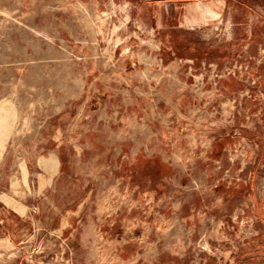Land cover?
<instances>
[{"label": "rangeland", "instance_id": "374dc122", "mask_svg": "<svg viewBox=\"0 0 264 264\" xmlns=\"http://www.w3.org/2000/svg\"><path fill=\"white\" fill-rule=\"evenodd\" d=\"M263 5L0 0V264H263Z\"/></svg>", "mask_w": 264, "mask_h": 264}, {"label": "crops", "instance_id": "0c3cea01", "mask_svg": "<svg viewBox=\"0 0 264 264\" xmlns=\"http://www.w3.org/2000/svg\"><path fill=\"white\" fill-rule=\"evenodd\" d=\"M251 208L252 207H241L240 209H238V211H241V212H250L251 211ZM234 209L235 208H232L229 211V213H231V215L233 214ZM192 211H195L197 213H200L201 212L200 209H193ZM19 213H20L19 207H11L10 203L8 202V200L6 198H4V197H1V199H0V227H3L4 228L6 223H7L6 226H9V222H11V219H12V217H11L12 214H14L13 217L17 216L22 221L28 220V218L26 217V214L25 215L24 214L21 215ZM224 221L230 223V221H227V220H224ZM258 221L260 222V225L259 226H261V227L264 228V219H259ZM252 239H260V241H257V246H259L258 247V251H257V253H259V254L257 255V257L260 256L259 261L264 264V247L263 246L261 247V245H263L261 241L264 242V235L260 234V236L259 235L254 236ZM229 254L227 255L226 259L229 257ZM241 256L242 257L243 256L245 257L246 256V253H243ZM231 257H234L235 263H229V264H240V256H239L238 253L236 254V258H235L234 253L231 254ZM215 258L218 259V257H215Z\"/></svg>", "mask_w": 264, "mask_h": 264}, {"label": "trees", "instance_id": "16d2710c", "mask_svg": "<svg viewBox=\"0 0 264 264\" xmlns=\"http://www.w3.org/2000/svg\"><path fill=\"white\" fill-rule=\"evenodd\" d=\"M264 6V5H263Z\"/></svg>", "mask_w": 264, "mask_h": 264}]
</instances>
